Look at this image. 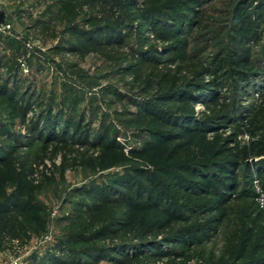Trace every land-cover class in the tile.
<instances>
[{"label": "trees", "instance_id": "16d2710c", "mask_svg": "<svg viewBox=\"0 0 264 264\" xmlns=\"http://www.w3.org/2000/svg\"><path fill=\"white\" fill-rule=\"evenodd\" d=\"M60 1L75 12L82 8L100 10V22L90 27L69 22L65 30L79 37L89 49L100 50L124 44L126 31L134 28L133 17L127 19L124 8L136 10V19L146 26L145 31L153 30L157 39L167 42L173 34H188L192 28H201L204 11L200 7L211 0ZM230 10L228 27L234 44L227 49L220 68L223 67L231 79L230 86L236 90L243 85L241 82L254 86L256 79L264 81V46L254 58L244 46L251 27L264 17V0H236L230 3ZM86 19L89 22L94 16ZM23 47L25 50L24 43ZM53 49L63 50L57 45ZM65 49L79 48L69 44ZM164 49L169 52L173 46L167 45ZM139 52L141 61L152 58L150 50ZM202 91L207 92L209 101H216L214 82L197 80L187 81L152 99L139 101L129 97L149 118L148 138L141 146L130 148L129 153L146 156L149 164L112 173L102 182L81 188L85 198L77 201L72 210L73 232L55 237L44 252H31L24 261L27 264H151L172 256L168 264H174L184 255L185 248L217 230L233 212L231 200L235 197L237 202L245 204L236 208L240 229L232 234L229 264H264V225L257 224L255 217V210L262 208L257 197L260 193L264 196V157L254 162L248 160L263 155L264 145L259 139L250 145L221 150L215 141L207 140L208 133L215 132L221 122L233 119L234 113L243 107L233 103L229 110L196 117L193 104ZM0 95L16 108L18 117L26 125V132L21 133L0 124V137L6 139L0 144V250L18 257L34 237L39 238L46 231L41 216L35 212V204L28 197L29 185L22 179L26 162L19 154L20 147L39 140L99 147L103 153L122 151L124 147L116 140L117 135L109 136L107 130L90 139L88 129L82 128L79 120L64 122L57 132L60 122L55 114L36 112L28 118L29 100L17 98L6 85L0 88ZM173 99L184 106L181 112L164 105ZM250 113L247 132L253 135V128L258 129L264 123V113ZM111 165L105 162L102 168ZM240 168L247 179L239 180L236 171ZM252 175L259 179V192L253 182L247 187ZM9 182L14 185L7 191ZM178 192L195 197L207 195L210 202L208 205L179 202ZM188 211L191 214L210 211L216 215L193 229L180 225L189 220L185 214Z\"/></svg>", "mask_w": 264, "mask_h": 264}, {"label": "rangeland", "instance_id": "374dc122", "mask_svg": "<svg viewBox=\"0 0 264 264\" xmlns=\"http://www.w3.org/2000/svg\"><path fill=\"white\" fill-rule=\"evenodd\" d=\"M235 1L211 0L206 3L200 7L204 11L202 27L192 28L188 34H173L167 42L157 39L153 30L145 31L146 26L136 19V10L124 8L127 19L133 17L131 26H134L126 31L125 43L91 50L79 37L65 30L69 22L84 27L100 22V10L82 8L76 13L60 0H0V12L3 13V22L0 23V88L6 85L17 98L29 100L31 111L28 118L36 112L55 114L60 122L57 132L64 122L79 120L81 127L88 129L90 139H96L107 130L109 136L117 135L116 140L124 147L122 151L103 153L99 147L40 140L20 147L19 154L26 162L22 179L29 185L28 197L35 204V212L41 216L46 231L43 236L34 237L18 257L0 250V264H27L24 257L29 253H42L55 237L73 232L70 228L72 210L77 201L85 198L80 193L81 188L102 182L112 173L149 164L146 156L129 153L130 148L141 146L148 138L146 130L149 127V118L131 103L129 97L139 101L152 99L190 80L213 81L217 99L209 101L207 92L202 91L193 104L196 117L229 110L233 103L243 108L234 113L233 119L221 122L215 132L208 133L207 140L215 141L221 150L250 145L259 139L264 145V123L258 125V129L253 128V135L247 132L246 124L250 111L254 115L264 113V81L256 79L254 86L241 82L240 89L234 90L230 86L231 79L227 78L223 67L220 68L227 49L234 44L228 26L230 3ZM90 16L94 19L87 22L86 18ZM3 23L10 25L8 31L1 29ZM256 24L251 27L244 43L251 58L260 55L264 46V17ZM24 41L32 45L29 52L24 50ZM69 44H76L79 49L68 51L65 48ZM56 45L63 50H54ZM167 45L173 46L169 52L164 49ZM146 49L152 51V58L141 61L139 51ZM164 105L174 112H181L184 107L175 99ZM0 124L15 132H26V125L18 117L16 108L1 95ZM5 142L6 139L0 137V144ZM263 157L264 154L248 160L254 162ZM105 162L112 165L102 168ZM236 174L240 181L244 180L241 168ZM252 176L247 187L253 182L259 192V179ZM13 185L14 182H9L7 191ZM176 195L179 202L186 204L208 205L210 202L207 195L195 197L182 192ZM257 201L262 208L255 210L256 222L263 226L262 193ZM231 203L233 212L217 230L185 248L182 258L174 264H229L232 234L240 229L236 208L245 204L237 202L235 197ZM185 214L189 220L180 225L193 229L216 215L210 211L205 214L188 211ZM164 258V264H168L173 257Z\"/></svg>", "mask_w": 264, "mask_h": 264}, {"label": "built area", "instance_id": "2783aa9c", "mask_svg": "<svg viewBox=\"0 0 264 264\" xmlns=\"http://www.w3.org/2000/svg\"><path fill=\"white\" fill-rule=\"evenodd\" d=\"M9 28H10L9 24H4V23L1 24V29L2 30L8 31ZM24 46H25L26 52H29L32 49V45H31V43L29 41H24ZM163 259H165V258H161L159 260L151 262V264H164ZM160 260H162V261H160Z\"/></svg>", "mask_w": 264, "mask_h": 264}, {"label": "water", "instance_id": "95a60500", "mask_svg": "<svg viewBox=\"0 0 264 264\" xmlns=\"http://www.w3.org/2000/svg\"><path fill=\"white\" fill-rule=\"evenodd\" d=\"M2 22H3V13L0 12V23H2Z\"/></svg>", "mask_w": 264, "mask_h": 264}]
</instances>
